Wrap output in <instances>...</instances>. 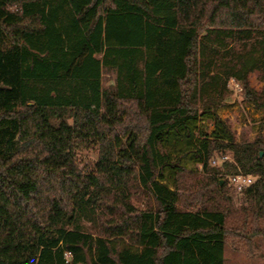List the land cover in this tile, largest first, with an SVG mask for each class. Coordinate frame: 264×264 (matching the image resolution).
Returning a JSON list of instances; mask_svg holds the SVG:
<instances>
[{"label": "trees", "instance_id": "obj_1", "mask_svg": "<svg viewBox=\"0 0 264 264\" xmlns=\"http://www.w3.org/2000/svg\"><path fill=\"white\" fill-rule=\"evenodd\" d=\"M253 73L264 82V0H0V264H225L230 237L254 253L264 139L237 141L218 114L230 79L264 111ZM205 118L229 135L193 141ZM240 172L257 179L230 227Z\"/></svg>", "mask_w": 264, "mask_h": 264}, {"label": "rangeland", "instance_id": "obj_2", "mask_svg": "<svg viewBox=\"0 0 264 264\" xmlns=\"http://www.w3.org/2000/svg\"><path fill=\"white\" fill-rule=\"evenodd\" d=\"M249 82L254 90L261 91L264 89V82L258 78L256 73L250 75ZM229 88L230 95L227 97L225 105L218 110L219 116L229 127L230 131L235 134L237 141H253L257 137H262L264 139V111L257 108L253 103L244 100L243 87L240 83L237 86L236 81L234 82L230 79ZM191 129L193 141L198 140L201 134H207L211 137H227L229 135V131L225 126L206 118L192 124ZM190 140L191 138L171 139V141L167 143L166 148L172 152H178L186 148ZM78 155L80 169L87 172L92 171L98 160L97 151L95 149H85ZM222 155L224 154L216 152L213 158L218 162L217 164H212L221 166L222 161L220 156ZM184 163L194 171L197 175V180L201 181L204 176L202 166L196 163L192 154L184 160ZM166 175H169V172H167ZM228 188L231 202L234 207V212L229 217L228 224L230 227H242L244 223V212L239 208V201L241 200L242 193H237L229 184ZM140 196V198L133 197V203L138 207H143L148 201L153 200L147 195ZM250 220L251 214L249 213L247 219L248 224H250ZM86 224L87 226L89 225V223ZM262 225L264 226V220L262 221ZM90 230L92 232L96 231L93 227H91ZM243 242L244 241L238 238H229L225 249V264H264V235L254 238V253L252 254L248 253V249ZM131 246L137 248L134 243H131Z\"/></svg>", "mask_w": 264, "mask_h": 264}, {"label": "built area", "instance_id": "obj_3", "mask_svg": "<svg viewBox=\"0 0 264 264\" xmlns=\"http://www.w3.org/2000/svg\"><path fill=\"white\" fill-rule=\"evenodd\" d=\"M234 82L236 81L235 79H231ZM236 85L238 86L239 83L236 81ZM221 163H224L226 161H232V157L229 154H224L220 156ZM217 160L215 158L212 159V163L217 164ZM257 177L253 174H244V173H238L235 175L230 176L229 178V186L233 187L234 190L237 193H242L243 190L248 187L250 184H252ZM66 256L69 257V253H66Z\"/></svg>", "mask_w": 264, "mask_h": 264}, {"label": "water", "instance_id": "obj_4", "mask_svg": "<svg viewBox=\"0 0 264 264\" xmlns=\"http://www.w3.org/2000/svg\"><path fill=\"white\" fill-rule=\"evenodd\" d=\"M262 154V153H261Z\"/></svg>", "mask_w": 264, "mask_h": 264}]
</instances>
